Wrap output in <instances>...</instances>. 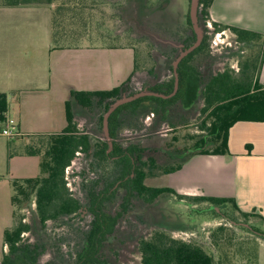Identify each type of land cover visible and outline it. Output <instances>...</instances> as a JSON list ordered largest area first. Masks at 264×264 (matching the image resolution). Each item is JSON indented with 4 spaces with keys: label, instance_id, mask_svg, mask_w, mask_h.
<instances>
[{
    "label": "rangeland",
    "instance_id": "obj_1",
    "mask_svg": "<svg viewBox=\"0 0 264 264\" xmlns=\"http://www.w3.org/2000/svg\"><path fill=\"white\" fill-rule=\"evenodd\" d=\"M64 1H68L72 8L83 6L82 8L90 12V17L86 14L87 20H82L77 17L79 14L69 13L70 18L68 16L66 20L59 21L61 18L59 16L58 21L62 25L56 28V32H59L60 36L63 34L69 37L89 36L92 42L104 40L101 46L113 48L112 45H124L134 48L140 69L130 77L128 92L146 90L158 81L167 80L172 76L171 68L183 51L184 41L191 35L187 25L191 0ZM212 22H210L212 28L208 23L201 24L203 36L206 34L210 37V52L208 56L197 59V66L205 76L223 71L227 67L239 71L240 63L261 46L239 43L229 30L218 33ZM119 52L111 51L107 59L112 68L123 69V73H126L127 70L124 68L128 63V57L122 56L121 54L124 53ZM150 70H153L152 74ZM120 73V70H115L109 75L119 78L122 74ZM111 83L115 82L111 81ZM202 106V99L196 100L187 109L177 105L170 111L168 122H162L156 116L151 121H147L155 105L152 102L146 103L137 117L125 122L120 140L124 145L142 144L147 149L145 159L153 157L161 166L184 164L187 157L182 158L179 151L191 148L196 141L192 138L202 133L200 129L204 119L200 116ZM105 114L103 107L95 105L92 109L78 111L75 122L80 131L91 135L93 141L108 140L104 124L101 126L100 122L101 116L104 118ZM54 119L56 122L53 126L42 127L41 130L58 132L66 125L63 104L59 103L56 106ZM149 123H152L150 127ZM5 125L0 123V133ZM49 141L50 135L10 138L0 134V261L3 251H7V247L4 248L5 231L15 224L12 204L15 185L26 179L37 178L41 174L43 158L27 154V148L29 146L42 148L44 153ZM91 162L89 157L78 153L66 172L73 195L83 205L87 204V191L91 187V182L103 175L101 169L96 171L91 169ZM171 174L157 171L155 175H150L145 183L151 187H173L178 192L189 187L188 182L184 183L182 179ZM191 184L193 182L190 181ZM123 196L124 192L119 191L115 204L108 206L113 214L119 210ZM214 208L208 203L189 206L185 201H180L170 194L161 196L153 204L134 198L129 204L128 214L120 220L114 236L103 248L102 257L110 264H141L138 240L149 236L154 230L165 229L177 238L198 240L218 259L220 251L213 247L210 234L218 226L226 224L231 226L235 233L232 238L233 250L237 253L235 264H253L260 239L251 228L261 229L258 214L251 212L250 217L245 218L231 202L222 208L218 207V215L213 213ZM17 212L34 227V233L43 237L49 244L46 254L40 259L41 263L54 261L57 264H74L77 253L83 248L84 235L92 220L90 215L84 213L82 216L63 217L48 222L46 227L41 229L34 203L31 206L26 205ZM25 240L33 243L36 237L32 233H27Z\"/></svg>",
    "mask_w": 264,
    "mask_h": 264
},
{
    "label": "trees",
    "instance_id": "obj_2",
    "mask_svg": "<svg viewBox=\"0 0 264 264\" xmlns=\"http://www.w3.org/2000/svg\"><path fill=\"white\" fill-rule=\"evenodd\" d=\"M53 0H0V6H22L30 3L51 4ZM214 0H200L198 9L199 24L211 22L210 8ZM68 1H61L56 9L54 25L59 28L64 21L62 12L70 8ZM79 6V5H78ZM83 6H80L82 8ZM77 6L74 8L76 9ZM76 15V14H75ZM61 17L58 21V17ZM218 33L225 30L232 32L239 43L245 45H260L259 50L252 51L240 63L239 71L230 67L217 73L205 76L196 61L199 57L208 56L210 52V37L203 36L201 45L186 56L177 68L179 88L170 98L146 96L117 108L108 120V140L93 141L91 135L80 131L75 122L78 111L92 109L95 105L103 107L106 113L110 105L128 92L129 78L121 86L103 91L72 92V101L66 103L67 127L60 134L50 135L46 150L42 148H27V154L43 158L41 174L34 179H26L15 185V195L12 200L14 207V226L7 229L4 235L3 256L0 264H57L54 261L41 263L40 259L49 248L48 242L34 233V227L25 221L24 216L18 215L17 210L26 205L35 204L39 224L45 228L50 221L63 217H73L86 213L92 217L89 228L85 232L82 250L77 253L74 264H110L102 257V251L107 241L114 236L120 220L129 212V204L138 198L147 204L155 203L163 195H174L178 200L185 201L189 206L208 203L214 206L213 213L218 215L217 208L234 199L211 196L184 195L170 187H151L145 181L158 171L170 174L179 171L183 164L164 167L153 157L145 159L147 149L140 143L124 145L120 133L125 122L137 117L142 106L152 102L155 107L151 112L153 117L162 122H168L170 111L177 105L184 109L190 108L196 100L202 99L203 106L200 116L204 117L200 126L201 134L194 136L193 146L179 151L185 160L194 155H227L230 129L238 122L264 121V85L258 82L261 65L264 61V34L253 32L230 25L212 22ZM187 25L191 35L184 41L183 51L192 46L197 39L193 29L190 12L187 14ZM55 28V29H56ZM59 34V32H56ZM62 33V32H61ZM64 35V34H63ZM136 54V52H135ZM140 69L137 56L135 57L134 73ZM172 76L146 88V90L171 95L175 89L174 68ZM153 73V70H150ZM8 101L5 94L0 93V123H7ZM103 116L100 118L103 126ZM151 119V120H152ZM149 127L152 123L148 124ZM78 153L89 157L91 169H101L103 175L93 180L87 191V204L76 198L67 181L66 172ZM178 153V152H176ZM178 154V155H179ZM185 161V162H186ZM119 191L124 192L119 210L113 214L109 205L115 204ZM245 217L249 213L240 212ZM251 231L258 239L264 240L263 229ZM32 233L36 240H25V234ZM233 228L226 224L218 226L211 234V243L220 253L218 259L204 245L195 239H183L173 236L165 229L154 230L149 236L138 240V251L141 264H235L236 250L232 238ZM258 245V243H257ZM257 263V249L255 261Z\"/></svg>",
    "mask_w": 264,
    "mask_h": 264
},
{
    "label": "crops",
    "instance_id": "obj_3",
    "mask_svg": "<svg viewBox=\"0 0 264 264\" xmlns=\"http://www.w3.org/2000/svg\"><path fill=\"white\" fill-rule=\"evenodd\" d=\"M59 6L60 0L0 6V93L7 96V120H13L19 130L14 138L62 133L67 127L66 103L72 101V92L110 90L136 74L134 48H112L101 46L105 42L102 39L92 42L89 36L57 34L54 15ZM86 11L79 5L65 12L87 20L90 12ZM62 13L66 20L69 15ZM210 15L219 24L264 34V0H214ZM112 49L128 57L126 73L108 62ZM115 70H120L122 77L109 75ZM258 82L264 85V61ZM59 103L65 108L66 125L58 132L42 131V127L50 128L56 122L54 111ZM228 148L227 155L190 157L171 174L189 184L177 192L234 199L238 212L258 214L264 230V121L236 123L230 129ZM256 264H264L261 239Z\"/></svg>",
    "mask_w": 264,
    "mask_h": 264
},
{
    "label": "water",
    "instance_id": "obj_4",
    "mask_svg": "<svg viewBox=\"0 0 264 264\" xmlns=\"http://www.w3.org/2000/svg\"><path fill=\"white\" fill-rule=\"evenodd\" d=\"M199 1L200 0H191V4H190V17H191L193 29H194L196 36H197L196 42L192 46H190L189 48L182 51L181 54L179 55V57L176 59V61L173 64L174 74H175L174 92L171 95L166 96V95L156 93V92H152L149 90H143V91L135 93L134 95H130V96L124 95L121 98L115 100L110 105V107H109L108 111L106 112L104 119H103V124H104V128H105L106 136H108V120H109V117L120 106L127 104V103H130V102H133L139 98L146 97V96H157V97H162V98H170L177 93L178 88H179V78H178L177 68H178L180 62L186 56H188L190 53H192L195 49H197L203 41V32H202V29H201V26H200L199 20H198Z\"/></svg>",
    "mask_w": 264,
    "mask_h": 264
},
{
    "label": "built area",
    "instance_id": "obj_5",
    "mask_svg": "<svg viewBox=\"0 0 264 264\" xmlns=\"http://www.w3.org/2000/svg\"><path fill=\"white\" fill-rule=\"evenodd\" d=\"M208 24H210V28H212L211 23L208 22ZM218 35H220V34H218ZM151 119H152V116L147 117V121H151ZM5 126L6 127L0 133L1 135L6 136V137H10V138H14V137L19 135V130L15 126V122L13 120H7V123Z\"/></svg>",
    "mask_w": 264,
    "mask_h": 264
}]
</instances>
